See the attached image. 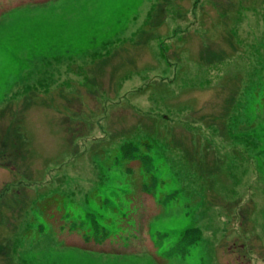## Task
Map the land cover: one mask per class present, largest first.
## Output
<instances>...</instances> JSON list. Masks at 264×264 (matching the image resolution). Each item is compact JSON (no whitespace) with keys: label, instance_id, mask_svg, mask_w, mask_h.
I'll list each match as a JSON object with an SVG mask.
<instances>
[{"label":"rangeland","instance_id":"rangeland-1","mask_svg":"<svg viewBox=\"0 0 264 264\" xmlns=\"http://www.w3.org/2000/svg\"><path fill=\"white\" fill-rule=\"evenodd\" d=\"M0 264H264V0H0Z\"/></svg>","mask_w":264,"mask_h":264},{"label":"snow or ice","instance_id":"snow-or-ice-1","mask_svg":"<svg viewBox=\"0 0 264 264\" xmlns=\"http://www.w3.org/2000/svg\"><path fill=\"white\" fill-rule=\"evenodd\" d=\"M62 3H88V2H108V0H61ZM4 55V29L0 26V75H2V58ZM68 264H78V262H68Z\"/></svg>","mask_w":264,"mask_h":264}]
</instances>
